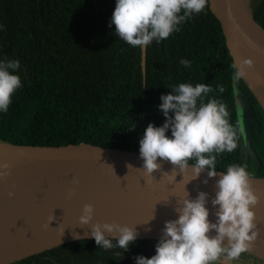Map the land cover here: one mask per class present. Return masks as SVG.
<instances>
[{
    "label": "trees",
    "instance_id": "16d2710c",
    "mask_svg": "<svg viewBox=\"0 0 264 264\" xmlns=\"http://www.w3.org/2000/svg\"><path fill=\"white\" fill-rule=\"evenodd\" d=\"M114 7L115 0H0V60H19L22 85L8 111L0 112V141L96 140L139 147L146 126L164 122L161 95L180 83H205L213 88L209 97L226 104L234 126L239 120L233 87L246 105L238 146L217 155L216 166L246 165L249 173H264V107L244 78L232 80L235 63L208 3L178 32L145 47L143 81L140 47L110 26ZM182 58L191 61L190 68L180 64ZM158 241L136 239L125 251L80 239L10 264H131L137 256L154 255Z\"/></svg>",
    "mask_w": 264,
    "mask_h": 264
},
{
    "label": "clouds",
    "instance_id": "9594fccd",
    "mask_svg": "<svg viewBox=\"0 0 264 264\" xmlns=\"http://www.w3.org/2000/svg\"><path fill=\"white\" fill-rule=\"evenodd\" d=\"M207 3L208 0H115L110 26L114 25L116 35L129 45L147 47L154 40L159 43L178 32V26L201 13ZM179 62L191 67L187 59ZM252 66V59L241 60L239 66L234 64L232 80L240 81L245 68ZM20 67L19 60H0V112L8 111L13 94L22 86L17 74ZM216 90L223 93L225 88L218 84ZM211 92L213 88L205 83H180L171 86L170 93L160 96L158 108L164 122L159 127L149 123L138 141L146 175L152 176L161 168L158 158L171 163L173 170L178 168L180 173L194 160L193 179L204 171L208 178L218 175L217 155L237 148L238 133L243 134V128L239 122L235 126L230 123L226 104L209 97ZM169 130L170 136L166 134ZM8 167L6 163L0 164L3 169L0 178L7 177ZM250 176L246 165L239 164H230L219 173L211 199L215 222L210 221L206 207L208 193L198 192L195 199L187 193L175 208L178 218L165 221L155 254L150 258L137 256L135 264H233L251 249L258 235L255 213L251 210L258 198L252 191ZM93 211L92 205L85 204L79 224L88 225ZM137 235L135 227L104 223L93 224L90 234L84 237L94 239L105 250L119 247L127 251Z\"/></svg>",
    "mask_w": 264,
    "mask_h": 264
},
{
    "label": "water",
    "instance_id": "95a60500",
    "mask_svg": "<svg viewBox=\"0 0 264 264\" xmlns=\"http://www.w3.org/2000/svg\"><path fill=\"white\" fill-rule=\"evenodd\" d=\"M208 8L220 25L234 63V52L242 55L241 51L258 43L264 44V0H208ZM144 58L145 47H140L142 81ZM5 163L9 166V174L0 178V239L38 223L53 226L58 232L7 255L0 264H10L60 244L90 239L84 234H90L93 224L135 227L136 239H160L161 236L150 232L153 223L175 210L187 193L192 199L198 192L208 193L206 207L210 211V221L215 222L211 199L215 195L219 173L226 171V168L216 166V177L208 178L207 171H204L193 179L191 165L194 160H190L189 167L180 173L178 168L173 170L171 163L158 158L161 168L148 176L142 170L139 147L96 140L60 144L0 141V164ZM110 177L133 187L138 197L117 214L69 228L62 215L63 208ZM205 180L206 184L203 183ZM250 184L258 198L257 204L251 208L255 213L257 240L264 234V173H251ZM258 247L264 246L253 242L250 251Z\"/></svg>",
    "mask_w": 264,
    "mask_h": 264
},
{
    "label": "bare ground",
    "instance_id": "6f19581e",
    "mask_svg": "<svg viewBox=\"0 0 264 264\" xmlns=\"http://www.w3.org/2000/svg\"><path fill=\"white\" fill-rule=\"evenodd\" d=\"M245 59H252L253 66L245 68V72L253 79L259 80L264 85V44L258 43L254 47L241 51ZM133 187L122 180L110 177L90 188L86 193L79 196L74 202L66 205L62 210V215L68 223L69 228L80 227L79 217L85 204L93 206L92 219L100 220L104 217L117 214L128 207L136 199ZM178 214L175 210L161 216L150 229L151 234L162 236V229L165 221L175 220ZM55 227L45 223L28 225L15 233H11L0 239V263L4 257L33 245L39 240L56 234ZM215 233L213 232L212 235ZM260 234V233H259ZM254 241L264 245V234Z\"/></svg>",
    "mask_w": 264,
    "mask_h": 264
},
{
    "label": "rangeland",
    "instance_id": "374dc122",
    "mask_svg": "<svg viewBox=\"0 0 264 264\" xmlns=\"http://www.w3.org/2000/svg\"><path fill=\"white\" fill-rule=\"evenodd\" d=\"M234 58H235V64L237 66H239V63L241 60L245 59L242 55H240L238 52H234ZM253 88L254 92L257 94L261 104L264 107V85L256 79L251 78L246 72H245V76L243 77ZM233 93H234V98H235V111L237 114V118L239 120V122L241 123V119L244 121L246 120L245 118V113H246V105L243 102L241 96L239 95L238 91L235 90V88L233 87ZM242 148L243 150H246V144L243 143L242 144ZM264 246V245H263ZM257 251H260L262 253H264V247H258L255 248V250H251L252 254H255ZM96 264H106V263H96ZM131 264H135V262H132Z\"/></svg>",
    "mask_w": 264,
    "mask_h": 264
},
{
    "label": "flooded vegetation",
    "instance_id": "af4514ba",
    "mask_svg": "<svg viewBox=\"0 0 264 264\" xmlns=\"http://www.w3.org/2000/svg\"><path fill=\"white\" fill-rule=\"evenodd\" d=\"M233 264H264V254H241Z\"/></svg>",
    "mask_w": 264,
    "mask_h": 264
},
{
    "label": "built area",
    "instance_id": "2783aa9c",
    "mask_svg": "<svg viewBox=\"0 0 264 264\" xmlns=\"http://www.w3.org/2000/svg\"><path fill=\"white\" fill-rule=\"evenodd\" d=\"M256 254H264V253L256 250Z\"/></svg>",
    "mask_w": 264,
    "mask_h": 264
}]
</instances>
